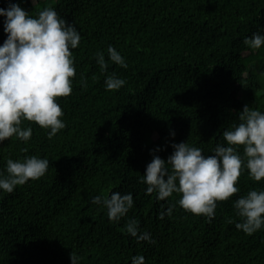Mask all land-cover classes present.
<instances>
[{
  "label": "trees",
  "instance_id": "16d2710c",
  "mask_svg": "<svg viewBox=\"0 0 264 264\" xmlns=\"http://www.w3.org/2000/svg\"><path fill=\"white\" fill-rule=\"evenodd\" d=\"M10 2L33 16L54 8L81 40L70 49L72 92L56 98L66 127L49 139L50 129L24 120L30 140L0 143V171L7 158L50 161L39 179L12 193L0 190V264H71V252L79 264H132L135 255L145 264H264V228L251 235L238 230L234 209L251 189L264 190V179L254 181L242 169L240 191L217 201L211 223L183 209L179 193L158 200L141 182L152 155L166 159L172 142L211 154L226 144L222 132L240 123L244 105L264 112V46L253 50L243 42L264 33V0H0V7ZM109 45L127 68L109 61L101 71L94 54L108 60ZM112 72L125 80L118 90L105 87ZM238 151L243 157L242 145ZM112 191L134 198L119 222L91 203ZM129 218L154 242L127 234Z\"/></svg>",
  "mask_w": 264,
  "mask_h": 264
},
{
  "label": "clouds",
  "instance_id": "9594fccd",
  "mask_svg": "<svg viewBox=\"0 0 264 264\" xmlns=\"http://www.w3.org/2000/svg\"><path fill=\"white\" fill-rule=\"evenodd\" d=\"M0 16L4 17L3 31L7 34L0 44V143L13 136L25 142L30 140L32 128L22 127L24 120L50 129L46 135L51 139L66 127L61 119L64 112L56 98L72 92L76 68L70 49L78 46L81 35L49 6L33 16L19 3L10 2L7 8L0 7ZM243 42L253 50L259 49L264 46V33L254 32L245 36ZM107 53L108 60L102 51L94 54L102 72H107L109 61L128 67L112 45ZM80 83L87 86L83 77ZM104 83L107 90H118L125 80L112 72L106 75ZM239 119L240 123L223 130L226 144L217 143L211 154L205 155L201 148L186 141L172 142L173 151L166 159L153 154L141 177V182L147 185L146 192L156 193L158 200L179 193L177 203L183 209L204 215L211 223L217 201L227 200L240 191L237 184L242 169H247L254 181L264 179V112L244 105ZM170 134L175 136L174 131ZM241 145L243 157L238 151ZM159 150L158 146L154 151ZM49 164V159L36 155L7 158L5 170L0 171V190L12 193L16 186L39 179ZM91 203L106 208L109 220L119 222L133 207L134 198L131 192L112 191L92 196ZM174 207H168V215ZM234 209L241 218L235 223L238 230L251 235L264 228V190L251 189L234 201ZM123 230L138 242H154L150 233L141 232L139 221L134 218L125 222ZM70 260L71 264H79V257L73 252ZM132 264H145V257L133 256Z\"/></svg>",
  "mask_w": 264,
  "mask_h": 264
}]
</instances>
